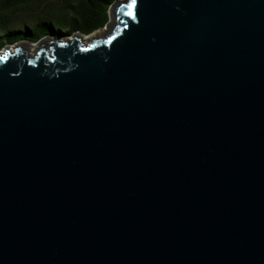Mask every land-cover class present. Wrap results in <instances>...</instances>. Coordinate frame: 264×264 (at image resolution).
Returning <instances> with one entry per match:
<instances>
[{
	"label": "water",
	"instance_id": "obj_1",
	"mask_svg": "<svg viewBox=\"0 0 264 264\" xmlns=\"http://www.w3.org/2000/svg\"><path fill=\"white\" fill-rule=\"evenodd\" d=\"M110 19L0 50V264H264V0Z\"/></svg>",
	"mask_w": 264,
	"mask_h": 264
},
{
	"label": "trees",
	"instance_id": "obj_2",
	"mask_svg": "<svg viewBox=\"0 0 264 264\" xmlns=\"http://www.w3.org/2000/svg\"><path fill=\"white\" fill-rule=\"evenodd\" d=\"M40 1L0 0V50L18 41L35 43L48 35L67 36L74 32L88 35L107 24L110 7L118 0H62L57 16L44 12ZM22 9L37 13L32 16L31 25H27L25 14L14 18ZM54 18L59 29L52 23Z\"/></svg>",
	"mask_w": 264,
	"mask_h": 264
},
{
	"label": "rangeland",
	"instance_id": "obj_3",
	"mask_svg": "<svg viewBox=\"0 0 264 264\" xmlns=\"http://www.w3.org/2000/svg\"><path fill=\"white\" fill-rule=\"evenodd\" d=\"M61 1L62 0H41L40 3H41V6L43 7L44 12L49 13V14H53V15H56L57 16L58 15V12L60 10V7H61V5H60V2ZM115 2L116 1H114L112 3V5ZM21 14H25L28 17L26 19L27 20V25H31V18H32L33 15H35L37 13L36 12H33V11H30V10H27L26 11L25 9H22L18 13H16V16L14 18L19 17ZM52 23H53L55 29H59V23L57 22V19L56 18H54L52 20ZM110 24H111V19L108 20L107 24L103 28L98 29V30H96V31H94V32H92V33H90L88 35L82 34V37H87V39H90L92 37H96V36L102 35L104 32H106L108 30V27H109ZM62 32L64 33L65 30H63ZM76 33L77 32H74V33H71V34H69L67 36H64V37H69V36H71L73 34H76ZM1 35L2 34H0V36ZM87 39H85V40H87ZM19 43H25L26 44V47H28V45H29L25 41H19ZM6 46H8V45H5L3 48H5Z\"/></svg>",
	"mask_w": 264,
	"mask_h": 264
},
{
	"label": "bare ground",
	"instance_id": "obj_4",
	"mask_svg": "<svg viewBox=\"0 0 264 264\" xmlns=\"http://www.w3.org/2000/svg\"><path fill=\"white\" fill-rule=\"evenodd\" d=\"M99 36H101V35H99ZM99 36H96V37H99ZM82 39L85 40V39H87V37H82ZM27 48H28L27 50H29L31 52V51H33L35 49V46L29 44Z\"/></svg>",
	"mask_w": 264,
	"mask_h": 264
}]
</instances>
